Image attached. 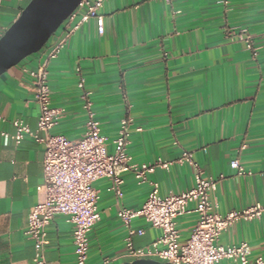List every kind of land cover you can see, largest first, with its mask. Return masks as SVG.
<instances>
[{
	"label": "crops",
	"instance_id": "0c3cea01",
	"mask_svg": "<svg viewBox=\"0 0 264 264\" xmlns=\"http://www.w3.org/2000/svg\"><path fill=\"white\" fill-rule=\"evenodd\" d=\"M31 1L0 0V25L7 30ZM100 15L103 34L97 20L83 24L49 65L51 106L62 110L52 132L82 138L87 121L83 96L89 93L109 152L121 121L130 117L133 162L172 163L168 169L156 168L144 184L133 173L124 174L121 198L109 191L108 179L94 184L101 221L89 235L88 264L106 259L125 264L132 261L118 212L140 210L152 184L163 197L193 188L195 168L178 163L184 151L217 181L211 198L218 214L264 203V0H229L227 6L220 0H106ZM77 22L63 25L39 53L0 76V264L34 259L26 229L43 183L44 156V147L32 138L15 144L3 134H14L17 120L36 130L40 108L29 72ZM233 30L246 31L256 56ZM235 160L249 174L238 176L230 167ZM197 219L190 213L178 220L182 243ZM132 225L145 231L133 237L136 248L150 246L161 235L143 218ZM72 234L69 218L56 216L47 229L50 264H76ZM242 243L250 245L251 260L264 257V216L236 222L219 241L223 246Z\"/></svg>",
	"mask_w": 264,
	"mask_h": 264
},
{
	"label": "built area",
	"instance_id": "2783aa9c",
	"mask_svg": "<svg viewBox=\"0 0 264 264\" xmlns=\"http://www.w3.org/2000/svg\"><path fill=\"white\" fill-rule=\"evenodd\" d=\"M105 1L82 0L62 26L78 20L77 24L57 42L42 63L29 72L33 80L34 100L40 108L36 130L32 131L23 121L17 120L14 122L15 133L3 134L5 141L20 144L26 137H30L44 147L43 183L37 187L38 201L29 212L26 229V235L35 248L31 264H50L45 258V248L48 245L47 229L58 215L67 216L73 225L76 264H88L89 235L101 221L98 209L100 193L94 184L99 180L108 179L111 182L109 191L121 198L124 174L133 173L138 182L144 184L156 168L168 169L172 165L161 160L153 165L133 162L128 152L134 126L130 117L121 121L118 136L112 142L114 149L109 152L108 140L102 135L89 93L83 96L87 121L82 138L69 140L52 132L62 117V110L51 106L49 65L59 57L69 37L83 24L97 20L100 34L104 33V20L100 11ZM220 3L227 6L229 0H220ZM5 32L6 29L0 25V40ZM231 33L243 38L247 49L253 56L257 55L252 38L246 35L245 30L239 33L233 30ZM83 87V82H80L79 88ZM134 131L142 132V129L136 128ZM178 163L195 168L193 188L181 194L163 197L160 195L159 186L152 184L153 190L140 210L121 209L118 212V218L127 229L126 256L132 262L155 260L170 264H264V257L251 260V247L247 243L234 246L219 244L221 236L236 222L262 218L264 203H257L241 212L233 211L222 216L215 211L211 198L217 188V181L205 176L191 152L184 151ZM230 167L238 176L249 174L238 160L231 162ZM190 213H195L198 219L189 239L182 243L177 227L178 220ZM138 218H143L161 232L146 248H136L133 244L134 236H142L145 233L143 229H136L132 225ZM109 263L110 260L106 259L103 264Z\"/></svg>",
	"mask_w": 264,
	"mask_h": 264
},
{
	"label": "water",
	"instance_id": "95a60500",
	"mask_svg": "<svg viewBox=\"0 0 264 264\" xmlns=\"http://www.w3.org/2000/svg\"><path fill=\"white\" fill-rule=\"evenodd\" d=\"M82 0H32L0 40V76L39 53ZM125 264H170L136 260Z\"/></svg>",
	"mask_w": 264,
	"mask_h": 264
}]
</instances>
